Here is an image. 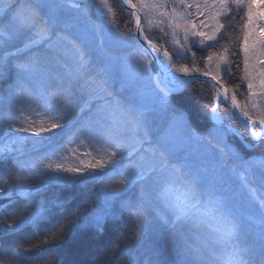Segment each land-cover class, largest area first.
Instances as JSON below:
<instances>
[{"label": "snow or ice", "instance_id": "obj_1", "mask_svg": "<svg viewBox=\"0 0 264 264\" xmlns=\"http://www.w3.org/2000/svg\"><path fill=\"white\" fill-rule=\"evenodd\" d=\"M120 5L123 28L110 0H98L95 15L86 0L0 2V162L15 168L0 174V246L64 211L63 202L44 195L50 185L82 183L95 195L94 208L35 242L17 241L13 251L63 243L74 224L102 234L108 221L123 219L134 243L100 241L88 264H264V155L251 157L229 139L239 136L246 149L264 143V25L254 27L264 20V10L254 12L264 0ZM233 6L247 8L243 104L239 85L226 81L235 52L220 45L203 58L204 70L193 52L220 44ZM191 9L203 19L195 22ZM189 57L191 66L176 62ZM199 77L212 82L204 132L169 101ZM77 141L91 150L79 165L67 164ZM165 235L173 259L162 251ZM7 264L35 262L16 254Z\"/></svg>", "mask_w": 264, "mask_h": 264}, {"label": "trees", "instance_id": "obj_2", "mask_svg": "<svg viewBox=\"0 0 264 264\" xmlns=\"http://www.w3.org/2000/svg\"><path fill=\"white\" fill-rule=\"evenodd\" d=\"M88 6L93 9L96 5V0H86ZM110 2L120 11H118L119 24L123 28L127 16L123 13L120 5V0H110ZM97 7V6H96ZM92 11V10H91ZM245 8L236 9L233 6L229 23L227 26L226 34L221 38L220 44L216 48L203 49L200 46H194L193 52L197 58V66L204 70V57L222 50L220 45H224L229 48L230 51L235 52L234 56H230V59L234 61L232 67V76L226 77V81L230 87H236L239 85L238 100L244 102L247 97L248 89L246 84H241L239 77L243 74L244 64L243 56L241 52V45L243 42V25L246 22ZM95 14V13H94ZM155 36H159V32L153 31ZM190 57L187 60L181 59L176 62L185 63L188 66L190 64ZM155 67V65H153ZM5 85L0 84V89ZM212 88V82L199 78L193 81L187 88L180 90L179 92H173L169 95V101L173 108L178 112H183L189 119L192 126L200 132H204L210 127V113L206 110L205 106H212L213 101L210 95ZM3 91L0 90V96H3ZM221 108V115H224L225 105H218ZM232 123L236 130L243 132L244 128L238 122L237 119L228 121ZM246 134V133H245ZM62 137L55 138L61 140ZM230 142L239 146L241 150L247 153L249 156L264 155V143L259 144L255 149H246L243 146V142L239 136H230ZM15 168L11 160L0 162V174L4 178H7L13 174ZM60 198V202L64 203V211L54 216L47 224L43 225L38 230L26 229L22 233L17 234L15 237L8 238L6 241L7 246H0V260L7 261L14 255H24L29 257L35 264H43L46 260H53L54 264H88L89 259L95 252L98 242L103 241L105 243L113 244L119 243L121 246H129L134 243L133 233L129 230L125 223V220H110L106 223L104 232L99 234L94 230L86 227H80L79 225H71L68 229V237L60 244H54L40 251H34L31 253H23L20 249L13 251L17 241H32L35 242L43 238V235L47 233L55 225L63 222L66 217H70L77 212L85 213L97 204L94 193L90 189V185L82 183H73L71 185H59L55 190ZM3 225H0V230L3 229ZM161 248L163 253L169 258H174L173 244L166 235L161 238ZM167 241V246L165 242Z\"/></svg>", "mask_w": 264, "mask_h": 264}, {"label": "rangeland", "instance_id": "obj_3", "mask_svg": "<svg viewBox=\"0 0 264 264\" xmlns=\"http://www.w3.org/2000/svg\"><path fill=\"white\" fill-rule=\"evenodd\" d=\"M0 2H3V0H0ZM134 2H135V0H134ZM188 2L191 3L192 0H188ZM97 4H98V0H96V5L93 7V9H91V8L89 7V8L92 10V13H93V14H94V13L96 14V8H97L96 6H97ZM243 8H245V12H246V11H247L246 6L243 7ZM168 10L171 11L170 8H169ZM258 10H264V9H261L259 5H256V6L254 7V12H256V11H258ZM191 11L193 12V20H194L195 22H198L199 19H203V17H197V16H196V14H195V9H191ZM95 14H94V15H95ZM246 21H247V17H246ZM261 25H264V20H256V22H255V24H254V27H259V26H261ZM153 31L157 32L156 30H153ZM179 38H180V39L183 38V33L180 34V37H179ZM169 39H170V38H169ZM241 52H242V51H241ZM242 56H243V52H242ZM242 58H243V57H242ZM257 67H259V65H257ZM245 84H246V83H245ZM246 86H247V85H246ZM241 103L243 104V103H245V101H244V102H241ZM228 124L231 125L234 129H236V128L233 126L232 123H229V122H228ZM60 139H61V140L56 139V143H57V145L61 143V141H62L63 138H60ZM70 147H72V148L75 149V153H76V154H75V155H74L73 153H67V154H66V157H65L64 162L67 163V164H75V165H79V163H80V159L84 158L81 154L84 153V152H86V151H90V150H91V149L88 147L87 144L81 145V144H79L78 141L75 142V143H73ZM61 155H65V153L61 152ZM251 157L259 158V157H261V156H259V155H253V156H251ZM54 159H55V157H54ZM58 187H59V185H50V186L47 188V190H46L45 193H44V195L47 197V199L52 200V201H60V198H59L58 194L55 192V190H56ZM81 223H82V222H81ZM194 242H195V241H194ZM160 244H163V241L161 242V240H160ZM167 245H168V244H167V241H166V242H165V246H167Z\"/></svg>", "mask_w": 264, "mask_h": 264}, {"label": "water", "instance_id": "obj_4", "mask_svg": "<svg viewBox=\"0 0 264 264\" xmlns=\"http://www.w3.org/2000/svg\"><path fill=\"white\" fill-rule=\"evenodd\" d=\"M199 78H201V79H206V80H208V78H206V77H199ZM209 81V80H208ZM230 103V102H229ZM238 120V122L241 124V126H242V121L240 120V119H237Z\"/></svg>", "mask_w": 264, "mask_h": 264}]
</instances>
